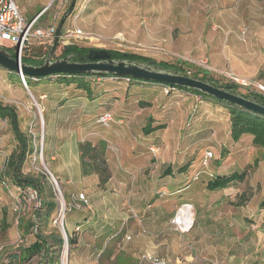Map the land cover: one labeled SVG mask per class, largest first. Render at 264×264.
Instances as JSON below:
<instances>
[{"label":"crops","instance_id":"0c3cea01","mask_svg":"<svg viewBox=\"0 0 264 264\" xmlns=\"http://www.w3.org/2000/svg\"><path fill=\"white\" fill-rule=\"evenodd\" d=\"M206 1L207 9H203L209 16L206 18L211 21L215 18L214 21L220 24L219 26H225L223 19L219 17L221 8L225 6L229 8L228 21L245 17L249 24L247 41L244 45L237 43V32H232L230 29L223 33L220 30L218 33L216 29L219 26L211 25V21L204 24V16H198L195 12L191 17L196 18L202 24L199 25L202 34L196 30L199 32L196 38L200 37V45L196 47L197 52L206 53L214 60L217 55L223 57L229 53L236 56L232 49L243 48L249 57L246 59L247 65L244 61L240 71H243V74L246 73L247 76L238 73L236 69V72L233 71L241 78L247 79L255 76L264 66V0H258L259 2L257 0ZM158 3L163 6V9L156 13L152 12L151 15L148 14L142 22L137 24L136 29L141 31V23H147L145 27H148V36L145 35L148 38L154 40L171 38V33L167 34L163 23H167L171 16L175 17L174 20L185 17L183 9L177 8L185 5L181 6V3L179 4L176 0L171 2L161 0V3L156 2ZM77 4L74 3V7ZM214 10H218L216 16L213 15ZM250 17H259L261 20L257 24L250 20ZM204 30H206L204 37L206 41L202 40ZM110 79L123 81L121 78ZM45 82L48 84L45 90H36V94L39 96L41 92H46V95L50 93L48 102L53 109L55 108L47 116L48 162L64 187L68 200L72 195L79 193H85L88 200V206H83L80 210H70L65 218V229L69 234H74L75 227H81V233L76 238V245L73 248L72 256L75 261L90 264L97 262L99 254L105 253L108 241L114 239L122 254L120 256L113 254L110 258L104 254V261L117 257L119 261L122 260L121 258L124 261L126 259L128 264H149L139 259L138 254L144 252L165 258L169 264H211L214 261L211 258L212 248L217 247L219 242L223 241L227 247L242 245L248 249L242 263L264 264V234L259 231L254 233L258 225L238 223V226H234L229 223L230 228L221 229L226 231L224 234H231V237L221 238L219 224L217 222L214 225L209 224L214 220L210 221L211 218L207 215L211 206L207 205L206 196L216 198V195L220 193V197L230 196V200L236 196L240 197L245 191L235 190L233 193H228L226 189H223L210 192L206 189V182L210 178L203 179L201 182L198 178L192 179L193 175L191 179L185 175L191 162L188 163L185 159L184 162L178 161L175 165V162L167 160L172 149L174 154L177 151L179 155L183 153V156L179 157L183 160L187 156V146L183 144L195 138L196 143L209 142L212 144L219 156V162L215 167L207 169L212 177L240 172L244 167L253 163L256 159L253 153H260V151L252 146L250 135H242L238 141L233 142L226 106L187 91H177L167 96L163 94L160 85L153 84L151 87L149 83H135L130 86L119 84L121 85L119 91L114 83L105 87L102 82L87 81L85 84L87 89H84L77 86L79 80L73 83L60 82L58 86L50 85L49 79ZM91 83L95 85L93 88ZM56 86L59 89L55 88ZM13 88L15 92H21L18 98L24 97L20 85H13ZM105 110H109L113 115V123L109 127H112L109 131L111 136L95 130L85 134L89 136L86 140L78 137L76 125L79 124L82 128L88 127L84 124L85 119L96 121L98 115ZM16 113L20 129L24 131L27 118L24 114H19L17 111ZM205 113H210L211 116L212 114L222 116L217 117L218 120L215 122L217 124L213 130L204 131L199 126ZM191 118L193 121L189 123ZM220 120H223L222 125L218 122ZM0 124V134L6 131L11 135V138L8 137L5 141H3L5 136L2 137L1 144L2 147L4 145L10 148V152L4 154L9 157L17 143L9 121L0 119ZM145 126L151 128V132L146 135L143 133ZM83 141L92 144L98 141L106 143L105 157L111 177L105 189L98 187L97 175H81L78 144ZM174 141L182 143L183 147L176 145L173 148ZM148 151H151V154ZM156 153H158L156 159H160L157 160L158 162L155 161ZM166 170L170 171L169 175H164ZM250 173L242 183H246L249 190L252 189L251 195L247 198L248 201L245 202L248 206L245 205L244 208L247 209L248 219L253 220L252 217H255L260 209L251 210L249 206L261 204L256 203V198L261 199V197L256 195L255 186L264 183V160H258L255 169L250 170ZM181 192L186 193V199L178 203L176 197ZM184 203L192 206L195 222L188 233L181 234L175 229L169 216L173 215L175 209ZM261 212L264 210L257 214V222H260L264 216ZM132 213L138 216L147 215V225L151 231L149 236L145 237L140 234ZM227 214L231 220H236L237 211ZM232 227H235L239 233L229 232ZM128 236L130 239H127ZM256 252L259 254H254ZM238 261L239 258L236 256L229 258L230 264Z\"/></svg>","mask_w":264,"mask_h":264},{"label":"rangeland","instance_id":"374dc122","mask_svg":"<svg viewBox=\"0 0 264 264\" xmlns=\"http://www.w3.org/2000/svg\"><path fill=\"white\" fill-rule=\"evenodd\" d=\"M21 13L23 16L27 19H31L34 16L38 15L43 9L46 10V13L44 14L45 18L42 20L41 26H47L52 23L53 16L55 13L59 14V19L62 20L64 17V13L71 8L72 3H78L77 6L73 7L71 13H68L67 16L63 19L62 27L60 31L64 30H73L75 28L81 29L83 32L92 33L93 35L97 36L99 40L96 42H93L92 44H85L82 42L77 43L74 47H86L89 49H105L113 52H119L123 54H134L137 56H141L143 58L149 59L148 62L152 61L155 62L157 65L159 63L163 62L168 65L172 66H180L181 68L186 70L188 75L190 77H201L204 73L209 74L210 76L218 85H227L229 86L230 83H236L239 84L240 88L237 90L238 95H248L249 93H258V94H264V66L262 69L258 71V73L251 77V78H241L240 74L247 76L246 73L243 74V71H240L241 66H243L244 61L249 57L247 52L243 50V48L238 49H232L234 50L236 56H232L231 54H226V56L221 57L222 55L215 56V59L212 60L211 56L207 55L206 53L197 52L196 47L200 45V37H197L200 32L199 25H202L196 18L193 19L191 17L192 14L197 12V15L204 16L205 22L204 24L210 23L211 20L207 19L208 16L207 13L203 9H207L206 0H176L179 4L181 3V6L185 5L184 7H177L179 9H183V15L185 14V17H181L179 19H175V17L171 16L168 18L167 23H163L164 28L167 30V34L171 33V38H165L162 40H154L153 38H148V27H145V24L147 23H141L140 29L141 31L137 30V24L139 22H142L144 17H147V15H151L152 12H157L161 9H163V6L161 4H156V2H160L161 0H95L93 2H90L86 5L85 9L80 13L79 18L74 22L73 21V15L75 14L74 10L80 6L82 3L81 0H15ZM169 2L174 0H168ZM217 1V0H216ZM221 1V0H220ZM258 1V0H257ZM163 2V1H162ZM225 2V1H224ZM259 2V1H258ZM163 4V3H162ZM189 5V6H188ZM203 5V7H202ZM74 6V5H73ZM224 6V5H221ZM250 10V8L248 7ZM43 10V11H45ZM229 8L227 6L221 8V12L219 13V17L223 19L224 27L219 26L214 19L211 21V25L219 26L216 31L220 33L221 32H227L228 29L232 30V32H237V43H241V45H244L247 41V33H248V22L245 20V17L237 18L235 21H228L229 17ZM247 12L249 10L245 9ZM42 11V12H43ZM74 11V12H73ZM200 11V12H199ZM218 10L213 11V15H217ZM209 17V16H208ZM252 21L259 24L260 18L259 17H250ZM59 19H57L56 24L58 25ZM148 22V19H146ZM153 22V19H152ZM239 27V28H238ZM242 27H246L247 33L244 37V40H241L239 38V29ZM198 30L199 32H196ZM238 30V31H237ZM182 31V32H181ZM193 31V32H192ZM206 30H204L202 40L206 41L205 33ZM170 32V33H169ZM221 33V34H222ZM147 36H146V35ZM166 34V32H164ZM200 34H202L200 32ZM193 36V38H191ZM188 37V38H187ZM94 44V47H93ZM71 47V46H70ZM50 46L44 47L42 45H34L30 48L29 51H24V54L22 56V63L26 64L31 61H34L37 56H41L44 54V58L46 56V51L48 50ZM62 48L60 45L55 49V51L52 53V59L57 58L62 51ZM11 54L14 53L13 50H9ZM247 65V61H246ZM215 68V69H214ZM217 69V70H216ZM235 69L238 73H235ZM235 72H234V71ZM180 74V73H179ZM20 79V78H19ZM49 79V84L51 85H57L60 84V82L64 83L65 80L63 78L58 77H51ZM61 79V80H60ZM69 82V81H67ZM76 82V81H75ZM96 82V81H94ZM93 82V83H94ZM99 82L104 83L105 87H108L111 84H115L114 86L119 88V91L121 90V85L123 84L126 86H130L135 83L126 84L125 81H119V80H113L110 78H104L103 80H100ZM98 82V83H99ZM118 82V83H117ZM120 82V83H119ZM61 83V84H62ZM138 84V83H137ZM13 85H20L23 91V96L21 98H18V94H21V92H15V89L13 88ZM47 82L45 81H39L35 82L33 84L32 88L26 89L21 81L19 82L17 79V76L14 73L7 72L6 70L0 68V103L2 105H9L16 109V111L19 114H24L27 118L25 123V129L24 132L28 133L33 138V153L31 156L29 155L22 167V171L24 173H45L47 174V171L50 172L53 177L56 180V185L54 183H51L48 181L49 186L52 188V191L55 195V200L57 202V210L55 215L52 217V226L57 227L60 232L63 234L65 242L62 246V249L60 251L59 260L55 264H63L65 261V264H90V263H83L79 261H75L73 255V249L70 254L69 247L66 242L67 239V233H66V223L65 218L69 211H65L63 214L64 217L61 220L60 216H58V212L61 208V202H60V194L58 190L61 193V196L63 198L64 205L69 202L67 193L62 186V184L59 182L56 175L53 173L51 166L48 162V156L46 151V142H47V116L52 113L53 107L49 105V98L48 95H46V92H41L38 96L36 94V90H41L46 87ZM149 85L152 87L153 84L149 83ZM55 87L58 88L59 87ZM92 88L95 86L91 83ZM138 87V86H136ZM49 88V87H48ZM51 88V87H50ZM153 92V90H150ZM46 95V96H42ZM45 97V98H44ZM17 101L18 103H21L22 107L19 106L17 109L12 102ZM211 113V112H210ZM205 113L203 116L202 122L199 124L203 128L204 131H210L213 130L216 126L215 123L220 117L219 114H212ZM216 116V117H214ZM193 119L191 118V123ZM222 125L223 120L218 121ZM84 124L88 127L82 128L79 124L76 125V130L78 137H81L83 140H86L89 136H85V134L89 131H102L106 135H109V131L111 128H104L99 126L95 119L92 121L89 119H85ZM1 125V124H0ZM111 126V125H110ZM67 129V128H66ZM83 129V131H82ZM65 130V129H64ZM5 136L6 138L10 137L6 131L3 132V134H0V264H44L45 259L38 255L33 256L28 260L23 261H17L12 258L14 254H17L20 249L28 247L34 240V234L36 233V228H34L32 231H30L28 234L25 235V237H20V230L18 228V217L20 220H23L24 222H32L33 218V211L35 208L39 207L40 200L37 197L36 193L31 191L30 189H27L25 192H20V190L16 189L14 187V184L12 180H9V177H4V167L5 162L8 158L7 155L8 152H10V148H6L2 144V137ZM34 136V137H33ZM111 136V135H109ZM196 143L195 138L193 140L189 141V143H184L183 145L187 146V156L182 160L179 159L180 156H183V153H180L182 155H179V151L174 154V150H171V153H169V160L170 162H175L176 165L179 161L181 163L185 161V159L189 162H191V166L187 168L185 175H187V178L192 179L197 176L198 180L203 182V179L211 178V173H208L207 169L215 167L217 162H219V156L212 144L207 142L206 144ZM204 144V145H202ZM182 146V143L173 142V148L175 146ZM197 145V147H196ZM35 146L40 147L42 146V157L40 155L34 154ZM189 146V147H188ZM15 149V148H14ZM13 149V150H14ZM221 151V150H220ZM151 154V151H148ZM160 151H158L159 153ZM206 152H214L213 157L207 161V166H203V159ZM158 153H156L155 161L160 160L156 159L158 158ZM222 153H225L222 151ZM223 156V154L220 156V158ZM253 156L257 159L262 158L263 156L261 153H253ZM4 160V161H3ZM158 162V161H157ZM248 166V165H247ZM246 166V167H247ZM34 167V168H33ZM244 167V168H246ZM243 168V169H244ZM242 169V170H243ZM255 169V168H254ZM240 170V172L242 171ZM251 173L247 174L249 176ZM2 178L6 179V185L2 183ZM206 179V180H207ZM174 183V181H172ZM232 186V185H231ZM58 189V190H57ZM249 186L246 183H236L232 187L226 188V192L233 193L235 190L237 191H245L242 193L240 197L236 196L233 199H230V196H224L220 197V193L216 195L217 197L212 199L208 196H206V202L207 205L211 206L209 208V212L207 215L210 216V221L212 219V223H209L210 225L216 224L217 222L219 224L220 229L223 227L230 228L232 223L234 226H238V223H252L254 225H258L257 231L254 230V233L260 232L264 234V216L262 217L260 222H257V214H260L261 210H264V183L262 185L260 184L255 186L256 189V195L258 197H261V199H257L256 203H261L259 206L257 204L249 206L251 210H258V213L255 217H252L253 220L248 219L247 209L244 208L245 205L248 206V204H245L247 202V198L249 195H251V190H249ZM221 191V190H218ZM83 194V193H82ZM84 198L87 200V197L85 193L83 194ZM186 193L181 192L180 195L176 197V200H178V203H181L186 198ZM221 199V200H219ZM261 201V202H260ZM17 202L21 204V208L19 210V213L14 212L13 209L17 205ZM186 204V203H184ZM180 204L174 211L173 215L169 216V220H171L175 216L176 211L181 207ZM191 206L190 204H188ZM87 206H88V200H87ZM83 208V207H81ZM76 209V210H80ZM192 208V206H191ZM237 211V218L234 221L233 219L229 218L228 212H234ZM193 212V208H192ZM264 213V212H261ZM133 214V213H132ZM134 215V214H133ZM132 215V218L136 222V226L138 227V231L141 235L147 237L149 236L150 229L148 227V218L147 215H137V218H134ZM202 215V214H200ZM246 217H245V216ZM200 218V217H199ZM98 219V218H97ZM201 220L203 218H200ZM246 220V221H245ZM245 221V222H244ZM194 214H193V223H194ZM152 223V222H150ZM194 225V224H193ZM229 232H236L239 233L235 227H232V230ZM75 238H77L81 233V227L77 226L75 227L73 231ZM220 237L221 238H227L231 237V234H224L226 231H223L221 229L220 231ZM242 236V232L240 233ZM129 237V236H128ZM130 239V237H129ZM231 242V241H230ZM229 244V243H228ZM230 245V244H229ZM207 249V248H206ZM213 252L211 255V258L214 259V261L211 262V264H230L229 258L231 256H236L239 258V261L232 264H244L242 263L244 261V255L248 253V249L241 246H226L223 241H220L217 247L212 248ZM259 250L258 248H256ZM256 249H254L256 251ZM116 246V242L114 239H110L108 241V245L105 248V253L102 252V254H99V258L97 262H93L91 264H128L126 259L125 261L123 258L122 260H118V258H114L113 260L107 259V261H104V254H107L110 258L113 254H122V251H119ZM205 250V249H204ZM116 251V252H115ZM140 253L139 259L142 261L148 262L145 260L147 257H156L153 254L150 253ZM254 254H259L258 252ZM123 256V255H122ZM121 256V257H122ZM143 258V259H142ZM103 259V260H101ZM126 262V263H125Z\"/></svg>","mask_w":264,"mask_h":264},{"label":"trees","instance_id":"16d2710c","mask_svg":"<svg viewBox=\"0 0 264 264\" xmlns=\"http://www.w3.org/2000/svg\"><path fill=\"white\" fill-rule=\"evenodd\" d=\"M74 2V0H73ZM74 3H72L71 8L66 11L62 20L59 19L58 28L61 29L63 19L67 16L68 13H71ZM46 10L38 18L37 24L41 26L42 20L45 18L44 14ZM60 32V30H59ZM59 43L57 41L55 49L58 47ZM34 46V45H32ZM30 46V48L32 47ZM44 47V46H43ZM51 47V46H50ZM45 49V48H44ZM54 49V51H55ZM50 48L46 51L48 53ZM89 48L85 47H63L61 54L55 58L64 57L72 52H87ZM113 57L115 59H128L131 61L147 63L149 59L137 56L134 54H123L119 52H113ZM44 60V54L37 56L34 61L29 62L30 64H40ZM159 66L163 69H169L174 73H180L182 75H188L186 70L180 66H170L166 63H159ZM209 74L204 73L201 77H193L202 81L218 85ZM17 76V75H16ZM53 77L63 78L68 83H73L74 81L78 82L77 86L80 88L87 89L85 84L87 81H91L89 78L92 76H77V75H55ZM97 77L104 78H121L120 76H107L100 75ZM50 77L40 78L38 81H33L32 78H25V82L28 88H32L35 82L46 81ZM18 81L20 82L19 77L17 76ZM61 80V79H60ZM87 80V81H86ZM132 83H151L153 82H144L141 80L132 79ZM138 81V82H137ZM94 82V81H91ZM141 82V83H140ZM158 85V84H156ZM163 87V85H160ZM229 87L232 92L238 94L237 90L240 88L239 84L230 83ZM178 91H187L194 95L200 96L201 98L209 99L219 104L226 106L227 113L229 116L230 123V136L233 142H236L240 139L242 135H250L252 137V146L259 150L263 156L260 159L264 160V117L243 108L233 106L228 103L220 102L215 99H212L206 95H203L197 91L185 89V88H176ZM256 96L260 102H264V94L258 93H249L248 95H243V97ZM0 119H5L9 121L14 138L16 140V147L14 151L8 157L5 167H4V176L11 178L14 187L20 192H25L27 189L34 191L37 197L40 200L38 208H35L33 211L32 222H24L18 217V228L20 230V237H25L30 231L36 228V233L34 234L35 240L26 248L20 249L17 254L12 256L13 259L18 262L27 260L33 256H42L45 259L44 264H55L59 260L60 251L64 245L65 239L60 230L52 226V217L55 215L57 210V202L55 200L54 192L48 184V179L43 173H24L22 167L27 159V157L33 153V138L20 129L17 113L14 107L9 105H2L0 103ZM151 132L150 126H145L143 128V133L149 134ZM106 143L104 141H98L96 144H92L88 141H83L78 144V155H79V164L80 172L82 176L97 175L98 177V187L100 189H105L107 182L111 177V173L106 162ZM255 159L253 163L249 164L241 172H233L230 175L211 177L206 182V189L210 192L223 190L231 185L242 182L247 176L248 172L254 169L258 163V160ZM170 171L166 170L164 175H169ZM2 180H6L2 178ZM1 180V181H2ZM20 204V203H19ZM21 206V204H20ZM22 207V206H21ZM67 244L69 247V252L71 254L72 249L76 245V238L74 234H69L67 231Z\"/></svg>","mask_w":264,"mask_h":264},{"label":"water","instance_id":"95a60500","mask_svg":"<svg viewBox=\"0 0 264 264\" xmlns=\"http://www.w3.org/2000/svg\"><path fill=\"white\" fill-rule=\"evenodd\" d=\"M59 30L60 28H58L50 50L42 63H26L19 69L16 63L17 56L0 48V68L14 73L20 80L21 78L24 80L25 78L40 79L55 75H107L132 78L163 86L194 90L217 101L243 108L264 117V102H260L256 96L243 97L232 92L227 85H214L187 75L174 73L169 69L161 68L152 61L143 63L128 59H115L110 51L93 48L85 54L72 52L64 57L52 59Z\"/></svg>","mask_w":264,"mask_h":264},{"label":"built area","instance_id":"2783aa9c","mask_svg":"<svg viewBox=\"0 0 264 264\" xmlns=\"http://www.w3.org/2000/svg\"><path fill=\"white\" fill-rule=\"evenodd\" d=\"M81 1L82 3L80 4V6H78L74 10L75 12L73 11L75 13L73 15L74 22L79 18L80 13L85 9L86 5L95 0H81ZM41 14H38L31 19H27L21 13L15 0H0V48H4L7 51L9 50L14 51L13 54L17 56L16 63L19 69L24 65L22 63V56L24 54V51L26 50L29 51L30 46L32 45H42L44 46V48L47 46H51L55 38V35L58 30L56 21L57 19H59V14L55 13L52 19V23L50 25L39 26L37 22ZM246 33H247L246 27L240 28L239 38L241 40H244ZM97 40H99L97 36L93 35L92 33L83 32L79 28H75L73 30H64V31L62 30L58 32V36H57V41L61 47L76 46L77 43L79 42L85 44H92ZM89 79L91 81L99 82L102 79V77L92 76ZM32 80L38 81L37 78H32ZM122 80L125 81L126 84H131L133 82L131 78H123ZM20 81L22 85L26 89H28L25 80L21 78ZM177 91L178 90L175 87H171V86L162 87L163 94L167 96L174 94ZM12 104L16 108H19V106L22 107L21 103H18L17 101H13ZM96 123L104 128L110 127V125L113 123L112 113L109 110L103 111L98 115L96 119ZM151 151L154 152L153 149H151ZM42 153H43L42 146L40 147L35 146L34 154L40 155V157H42ZM212 157H213L212 152H206L202 162L203 166H207V161ZM43 174L46 176L49 182L54 183L56 185V180L50 172L47 171V174L45 173ZM194 179H197V176L194 177ZM5 181L6 180H2V183L5 185V187H7ZM58 192L61 197L60 199L61 208L60 211L58 212V216H60L61 220L64 217L63 214H65L64 213L65 211H69L70 209L76 210L83 206H87V200L84 198V195L82 193H79L77 195H72L70 197L69 202L65 206L61 193L59 190ZM20 208L21 206L19 202H17V205L14 207L13 211L19 213ZM133 216L134 218L138 219V216L136 214H134ZM172 224L175 226V229L179 233L181 234L188 233L193 227V212L191 206H189L188 204L181 205V207L176 211L174 218L172 219ZM127 239H129V237H127ZM145 260L149 261L151 264H169V262L165 258H161V257H147L145 258Z\"/></svg>","mask_w":264,"mask_h":264},{"label":"flooded vegetation","instance_id":"af4514ba","mask_svg":"<svg viewBox=\"0 0 264 264\" xmlns=\"http://www.w3.org/2000/svg\"><path fill=\"white\" fill-rule=\"evenodd\" d=\"M75 53H80V52H75ZM85 53H87V52H84V53H81V54H85Z\"/></svg>","mask_w":264,"mask_h":264},{"label":"bare ground","instance_id":"6f19581e","mask_svg":"<svg viewBox=\"0 0 264 264\" xmlns=\"http://www.w3.org/2000/svg\"><path fill=\"white\" fill-rule=\"evenodd\" d=\"M63 264H65V261L63 262Z\"/></svg>","mask_w":264,"mask_h":264}]
</instances>
